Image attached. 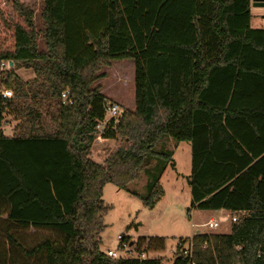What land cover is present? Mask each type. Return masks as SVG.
Here are the masks:
<instances>
[{"label":"trees","instance_id":"16d2710c","mask_svg":"<svg viewBox=\"0 0 264 264\" xmlns=\"http://www.w3.org/2000/svg\"><path fill=\"white\" fill-rule=\"evenodd\" d=\"M42 1L45 51L26 1L0 0V62L14 63L3 81L13 98L0 100V264H164L141 258L165 249L158 238L138 240L140 257L101 252L102 199L107 184L126 191L158 159L171 163L155 152L168 140L191 144V211L237 218L229 234L194 235L192 257L183 247L174 264H264V29L251 26L252 0ZM126 59L135 110L109 121L103 138L118 145L97 163L112 102L92 86ZM164 196L156 182L139 198L153 209Z\"/></svg>","mask_w":264,"mask_h":264},{"label":"rangeland","instance_id":"374dc122","mask_svg":"<svg viewBox=\"0 0 264 264\" xmlns=\"http://www.w3.org/2000/svg\"><path fill=\"white\" fill-rule=\"evenodd\" d=\"M25 1L26 5L35 12V24L39 31V50L45 51L44 21L41 18L43 1ZM262 11L261 13L264 14V10ZM257 13L253 12L255 17L252 27L254 29V26H257L255 20ZM16 74L23 82L32 81L35 78V74L31 70H19ZM99 75H104V77L97 79L92 87H98L106 98L119 105L123 111H134V61L130 59L113 61L110 67L102 68ZM15 125L16 123L7 117L3 127L4 134L9 137L13 136ZM117 145V142L114 141L97 142L96 140L92 147L91 158L97 163H103L108 155L117 148ZM162 151L169 153L171 163H167L166 160L164 163L158 159L159 162H154V165L149 166L147 173H142L138 180L129 185L128 190H120L113 184H107L104 187L102 200L109 208V212L104 218L106 228L101 235V252L104 254L109 251L120 253L121 243L118 241V237H126L131 241H127V244L132 247L130 256L138 257L139 253H137L135 244L139 239L158 238L164 240L165 249L144 255L143 259H162L164 264H174L177 251L187 246L197 231L193 226L204 225L211 218L219 220L224 216L211 215L204 211H191V190L185 184L192 170L191 144L168 140L165 149L160 144L155 152L160 154ZM173 163H175V167H173ZM179 175L181 176L180 187L175 189L174 186H176V179ZM156 182L161 185L167 195L153 209H149L143 205L139 197L146 198L155 187ZM230 229L231 224L224 223L220 225L219 229L213 231L208 228L199 230L206 234H229ZM180 240L184 244L181 245ZM142 241L145 243V248L150 243V241ZM144 247L143 249H145Z\"/></svg>","mask_w":264,"mask_h":264},{"label":"built area","instance_id":"2783aa9c","mask_svg":"<svg viewBox=\"0 0 264 264\" xmlns=\"http://www.w3.org/2000/svg\"><path fill=\"white\" fill-rule=\"evenodd\" d=\"M12 69L13 68L10 67V62L8 61L0 62V100L2 99L8 100V99L13 98L12 90L7 89L3 86V81H5L7 74ZM59 100H60V104L64 107L71 106L73 105V102H74V99L69 90L63 91L60 95ZM105 110H106L105 120L103 122L98 123L96 126L97 134H96L95 141L97 140V142L105 141V139L103 138V133L106 130L109 121L119 119L124 113V111L117 104H114V103L108 104ZM236 221H237L236 217H231L229 214L224 215L223 217H220V219L217 221L210 220L208 223L204 225L193 226L195 229H197V231L193 234V236L197 234H206L200 231L199 230L200 228H208L209 230L213 231V230L219 229L220 225L224 223L232 224V223H235ZM191 239L189 240L187 246H185L182 249L184 256L189 257V258L192 257V252H193V243ZM118 241H120L121 243L120 253L109 251L107 253V256L114 260L134 258L130 256L132 253L131 245H128L126 242H124L123 237H118ZM143 257L144 255H142V259Z\"/></svg>","mask_w":264,"mask_h":264},{"label":"crops","instance_id":"0c3cea01","mask_svg":"<svg viewBox=\"0 0 264 264\" xmlns=\"http://www.w3.org/2000/svg\"><path fill=\"white\" fill-rule=\"evenodd\" d=\"M262 10H264V7H255L254 5H253V0H252V5H251V15H252V20H251V26H252V22H253V20H254V14H253V12L254 11H256V12H258L257 14V16H256V18L257 19H255L256 20V25L257 26H254L255 27V29H264V14H262L261 12H263ZM253 28V27H252ZM120 61H122V60H120ZM118 62V61H117ZM135 67V66H134ZM181 176L179 175L178 176V178L176 179V186H174L175 187V189H178L179 187H180V182H181V178H180ZM187 186H188V179H187V182L185 183ZM166 192H165V196H164V198L162 199V200H164L165 199V197H166ZM161 200V201H162ZM194 212H197V211H199V210H193ZM204 212H208L209 214H211V215H228L229 213L228 212H226V211H218V212H209V211H204ZM210 220H213V221H217V220H215L214 218H211ZM209 220V221H210Z\"/></svg>","mask_w":264,"mask_h":264},{"label":"water","instance_id":"95a60500","mask_svg":"<svg viewBox=\"0 0 264 264\" xmlns=\"http://www.w3.org/2000/svg\"><path fill=\"white\" fill-rule=\"evenodd\" d=\"M253 5L255 7H264V0H253ZM10 67L13 68L14 67V63L10 62Z\"/></svg>","mask_w":264,"mask_h":264}]
</instances>
